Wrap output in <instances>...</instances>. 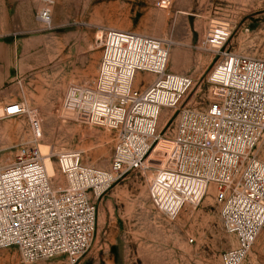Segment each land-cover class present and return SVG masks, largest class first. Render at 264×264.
<instances>
[{"label":"built area","instance_id":"built-area-1","mask_svg":"<svg viewBox=\"0 0 264 264\" xmlns=\"http://www.w3.org/2000/svg\"><path fill=\"white\" fill-rule=\"evenodd\" d=\"M43 4L36 20L51 30L53 1ZM230 34L228 25L217 24L203 43L216 58L206 77V107L183 108L160 133V114L178 110L192 80L166 72L168 39L102 29L94 77L68 85L56 114L112 133L109 169L84 165L78 151H59L54 165L63 186L52 185L35 145L41 136L36 113L9 103L1 118L26 115L32 138L0 167V250L16 249L24 264L61 256L78 263L95 234L93 199L137 171L150 173V204L169 220L212 188L221 227L235 241L220 264H242L264 226V164L256 152L264 135V60L229 51Z\"/></svg>","mask_w":264,"mask_h":264},{"label":"rangeland","instance_id":"rangeland-1","mask_svg":"<svg viewBox=\"0 0 264 264\" xmlns=\"http://www.w3.org/2000/svg\"><path fill=\"white\" fill-rule=\"evenodd\" d=\"M52 1V29L45 30L36 20L43 0H6L5 4L0 0V167L31 142L26 115L1 118L9 103H24L37 115L41 136L35 145L53 186L66 183L54 165L59 151H78L84 165L109 169L112 133L56 114L68 85L94 77L100 58L95 42L102 29L168 39L166 72L192 80L178 110L160 114V133L174 125L183 108H204L210 101L206 77L216 58L203 43L215 25L231 28L229 51L264 60V0ZM151 79L147 76L145 83ZM256 152L264 164V135ZM149 177L150 173L131 171L97 200L92 198L95 234L76 264H220V254L233 248L235 241L221 227L214 190L210 188L197 206H185L169 220L150 204ZM0 264L24 263L16 249L9 248L0 250ZM32 264L70 263L61 256ZM242 264H264V226Z\"/></svg>","mask_w":264,"mask_h":264},{"label":"crops","instance_id":"crops-1","mask_svg":"<svg viewBox=\"0 0 264 264\" xmlns=\"http://www.w3.org/2000/svg\"><path fill=\"white\" fill-rule=\"evenodd\" d=\"M3 3L5 4L6 3V0H3ZM39 23V22H38ZM41 24V23H40ZM44 28V27H43ZM21 80L18 82V85L21 86V82L23 81V77L24 75H21Z\"/></svg>","mask_w":264,"mask_h":264},{"label":"bare ground","instance_id":"bare-ground-1","mask_svg":"<svg viewBox=\"0 0 264 264\" xmlns=\"http://www.w3.org/2000/svg\"><path fill=\"white\" fill-rule=\"evenodd\" d=\"M98 38H99V36H100V32L98 33ZM41 154V153H40ZM41 156H42V154H41ZM43 157V156H42ZM43 160H44V157H43ZM44 165H45V160H44ZM45 168H46V165H45ZM46 172H47V168H46Z\"/></svg>","mask_w":264,"mask_h":264}]
</instances>
